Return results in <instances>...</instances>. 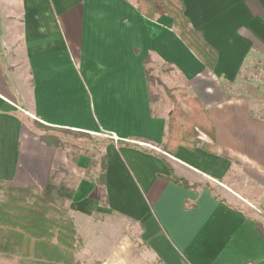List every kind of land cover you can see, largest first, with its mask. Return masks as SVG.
<instances>
[{
	"label": "crops",
	"instance_id": "obj_1",
	"mask_svg": "<svg viewBox=\"0 0 264 264\" xmlns=\"http://www.w3.org/2000/svg\"><path fill=\"white\" fill-rule=\"evenodd\" d=\"M182 1L213 71L159 3L150 20L135 0H0V183L64 198L87 250L112 243L105 264H264V78H247L264 65V0ZM147 59L199 99L215 143L161 150L172 109L154 112ZM24 116L112 139L104 188L101 160L46 146Z\"/></svg>",
	"mask_w": 264,
	"mask_h": 264
},
{
	"label": "trees",
	"instance_id": "obj_2",
	"mask_svg": "<svg viewBox=\"0 0 264 264\" xmlns=\"http://www.w3.org/2000/svg\"><path fill=\"white\" fill-rule=\"evenodd\" d=\"M135 3L139 12L150 20H156L160 16L157 3L163 5L165 14L173 19L176 34L207 69L215 70L218 63L217 52L204 40L201 32L192 27L185 15L186 10L182 0H135ZM145 65L150 96L153 98L151 91L153 69L149 68L151 61L147 59ZM165 93L172 105V112L168 117L167 141L161 147L163 152L176 154L181 146L195 150L202 144L200 140L202 135L213 143L216 142L213 122L199 99L189 96L186 92L175 95L167 88ZM182 107L186 111H183ZM78 135L85 136L83 133ZM39 139L41 143L49 147L62 150L67 148V145L57 137L40 136ZM113 142L112 139L107 138L103 145L108 146ZM117 145L130 146L124 141H118ZM72 149H78V147H72ZM202 149L211 153L215 152V147L208 144H203ZM107 164L108 157L104 155L101 158V174L97 180L101 188L105 186ZM165 181L187 189L195 188L185 180L175 177L172 171L171 177ZM0 192L3 194V200L0 203V240L7 242L6 249L0 247V257L20 254L36 259L38 264L73 263V259L67 258L62 250L73 252L79 242V235L64 198L41 193L32 188L15 189L4 183H0Z\"/></svg>",
	"mask_w": 264,
	"mask_h": 264
},
{
	"label": "rangeland",
	"instance_id": "obj_3",
	"mask_svg": "<svg viewBox=\"0 0 264 264\" xmlns=\"http://www.w3.org/2000/svg\"><path fill=\"white\" fill-rule=\"evenodd\" d=\"M149 68L153 69V73L151 75L152 86L151 91L153 94V110L157 114L159 112H163L166 109L171 110L172 106L169 103L167 95L165 93V88L172 90L175 95H178L179 92L188 93V89L185 87L182 82L180 76L166 67L160 66H149ZM251 72L247 75L255 86H251V89L254 90L256 88L259 80L264 78V65L256 64L254 69L250 70ZM159 81V82H157ZM245 82V79L239 83L237 86H242ZM183 111H186L184 107H182ZM25 123L40 137V136H53L61 139L69 150V154L79 155L81 153H86L92 156L95 159V162H100L102 157V149L105 147L103 144L105 143L106 137H94L90 135L80 136L79 133L74 132H62L58 130H52L47 128V126L41 124L38 120L27 118L24 116ZM87 136V137H86ZM89 137V138H88ZM72 147H78V149H72ZM58 180L59 176H55ZM54 178V180H55ZM3 200V194L0 192V203ZM68 205V204H67ZM128 227V226H127ZM133 236V235H131ZM130 237V234H129ZM136 237V236H134ZM79 242L77 244L76 249L73 252H68L66 250H62L64 255L67 258L73 259L72 264H105L107 259H111L113 256V252H110V256L108 258L101 256L105 252H108L109 247L112 244L109 240L104 242L101 246V250H87V245L83 243L80 235L78 238ZM94 245L90 244V248ZM0 247L7 248V242L4 240H0ZM155 260V259H153ZM0 264H38L36 259H32L29 257H24L20 254H16L14 256H2L0 257ZM154 264H160L159 260H155Z\"/></svg>",
	"mask_w": 264,
	"mask_h": 264
},
{
	"label": "built area",
	"instance_id": "obj_4",
	"mask_svg": "<svg viewBox=\"0 0 264 264\" xmlns=\"http://www.w3.org/2000/svg\"><path fill=\"white\" fill-rule=\"evenodd\" d=\"M257 212L264 218V208L257 209Z\"/></svg>",
	"mask_w": 264,
	"mask_h": 264
}]
</instances>
